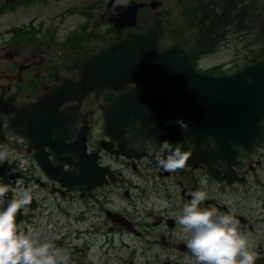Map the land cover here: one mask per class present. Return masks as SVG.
Returning a JSON list of instances; mask_svg holds the SVG:
<instances>
[{
    "label": "flooded vegetation",
    "instance_id": "af4514ba",
    "mask_svg": "<svg viewBox=\"0 0 264 264\" xmlns=\"http://www.w3.org/2000/svg\"><path fill=\"white\" fill-rule=\"evenodd\" d=\"M185 3L206 4L183 0L179 13ZM207 17L219 18L211 13ZM3 66L0 128L6 138L0 137V264H264V139L249 148L245 138L243 146L233 142L243 130L248 136L247 126L239 128L230 121L221 136L219 157L208 154L215 146L209 136L200 145L204 156L195 157V139L189 133L179 150L171 142L146 137L131 123L122 136L121 129L108 136L100 128L99 101L79 112L91 129L85 142L77 133L79 126L69 134L60 131L61 115L52 109L44 126L50 120L55 125L45 132L53 145L68 137L62 158L70 162L62 165L74 178L66 186L42 170L30 140L17 146L19 138L7 130L18 108L32 101L20 103L21 90L13 91L17 98L8 97L12 86ZM41 72L36 70L33 76L53 78ZM60 78L59 72L55 79ZM21 82L18 74L13 85ZM39 86L43 93L49 88L46 82ZM177 123V116L164 121L170 126ZM261 123L264 127V118ZM75 140L81 145L70 148ZM85 149L100 151L93 177L106 175L113 167V178L106 175L108 182L102 185L88 182V175L86 182L79 180V168L90 167ZM46 151L54 165L60 163L53 149ZM18 156H26L28 172L18 170ZM40 239L42 249L37 250Z\"/></svg>",
    "mask_w": 264,
    "mask_h": 264
},
{
    "label": "rangeland",
    "instance_id": "374dc122",
    "mask_svg": "<svg viewBox=\"0 0 264 264\" xmlns=\"http://www.w3.org/2000/svg\"><path fill=\"white\" fill-rule=\"evenodd\" d=\"M5 1L0 0L2 33L28 23H33L36 28L44 23V33L21 38L4 50V57L6 55L14 61L38 65L42 69L45 61L62 53L61 59L51 69H46L45 73L55 75L59 69L64 79L74 77L84 57L101 51L116 39L119 32H154L161 37V47L180 44L184 49H190L196 57L200 56L198 53L204 52L206 40L216 34L217 22L207 17L210 14L208 3L201 6L185 3L184 10L179 13L177 8L183 0H157L163 3V7L157 12L139 8L141 4L153 0H115L112 7H109L111 0H19L12 4ZM249 1L223 0L213 6L216 13L219 14L222 10L223 14L232 15L233 19L229 23L230 27L225 30L222 43L217 46L218 54L209 59L210 55L202 58L204 67L220 64L228 66L235 58H242L244 54H249L250 63L264 59V48L256 52V49L264 45V0ZM91 3H96V7L89 10L87 6ZM71 7H76L79 11L60 18L59 13ZM239 13L241 16L237 18ZM84 28H92V38L82 31ZM51 32L56 35L52 37ZM75 33L80 34L78 41L74 40ZM45 41L48 42L44 43ZM24 50L28 55H24ZM251 52L254 55H250ZM4 62L5 60H0V71ZM47 84L54 85L55 79H50ZM42 92L43 88L38 84L23 94L19 102H34ZM0 133L1 138H6L2 127ZM41 241L42 239L36 244L37 250L42 249ZM49 261L51 260H47Z\"/></svg>",
    "mask_w": 264,
    "mask_h": 264
},
{
    "label": "water",
    "instance_id": "95a60500",
    "mask_svg": "<svg viewBox=\"0 0 264 264\" xmlns=\"http://www.w3.org/2000/svg\"><path fill=\"white\" fill-rule=\"evenodd\" d=\"M137 49L135 57L139 63L135 58L128 57L131 51ZM81 77L82 81L79 84L67 83L55 89L52 97L72 95L73 98H81L88 91L99 92L106 87L119 92L130 81L139 83L137 89L115 99L113 108L106 112L108 127L112 124L113 128L124 130L129 121L146 124L148 117L143 101L149 99L152 117L147 116L151 117L150 124L154 123L155 127L148 126L146 132L148 136L159 139L162 144L171 140L177 145L176 138L181 134H187L186 131H182L186 127L188 132L191 128L189 133L191 137L199 140L203 135L207 137L204 132L208 130L219 144L221 142L219 133H223L222 129L230 121L236 120L238 123L246 122L249 125L248 134L253 132L251 138L259 135L260 128L254 122V115L256 114V123L259 124L264 114V62L251 67L245 73V79L252 78V88L255 91L253 100H249L244 98L243 87L234 82L242 79L241 76L216 81L211 78H200L190 69L188 60L179 53L178 47L160 54L157 52L156 39L153 35L139 34L132 35L122 43L88 59L83 66ZM204 82L208 83L206 87L218 89L216 97L221 89L231 90L224 94V104L227 106L215 102L212 97L203 100ZM238 109L243 116L235 115ZM30 110L38 113V117L49 115L47 109L27 107L20 111V117L24 118ZM169 115H178L181 127L164 126L162 121ZM41 122L39 119L33 126L36 127ZM49 126L47 123L45 128ZM12 128L16 130L15 127ZM185 139L183 143L186 142Z\"/></svg>",
    "mask_w": 264,
    "mask_h": 264
},
{
    "label": "bare ground",
    "instance_id": "6f19581e",
    "mask_svg": "<svg viewBox=\"0 0 264 264\" xmlns=\"http://www.w3.org/2000/svg\"><path fill=\"white\" fill-rule=\"evenodd\" d=\"M138 52V49L137 50H133V51H131V53L129 54V58H135L136 59V61L139 63V60L135 57L136 56V53Z\"/></svg>",
    "mask_w": 264,
    "mask_h": 264
}]
</instances>
